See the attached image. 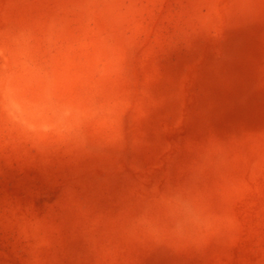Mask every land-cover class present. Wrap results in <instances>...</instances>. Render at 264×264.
Instances as JSON below:
<instances>
[{
	"label": "rangeland",
	"instance_id": "obj_1",
	"mask_svg": "<svg viewBox=\"0 0 264 264\" xmlns=\"http://www.w3.org/2000/svg\"><path fill=\"white\" fill-rule=\"evenodd\" d=\"M180 191L234 230L131 238ZM0 264H264V0H0Z\"/></svg>",
	"mask_w": 264,
	"mask_h": 264
},
{
	"label": "clouds",
	"instance_id": "obj_2",
	"mask_svg": "<svg viewBox=\"0 0 264 264\" xmlns=\"http://www.w3.org/2000/svg\"><path fill=\"white\" fill-rule=\"evenodd\" d=\"M236 227L235 218L219 213L193 194L180 191L161 201L154 214L129 227L131 238L157 248H200Z\"/></svg>",
	"mask_w": 264,
	"mask_h": 264
}]
</instances>
